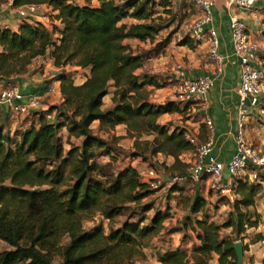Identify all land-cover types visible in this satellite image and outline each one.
I'll return each instance as SVG.
<instances>
[{
  "label": "trees",
  "instance_id": "trees-1",
  "mask_svg": "<svg viewBox=\"0 0 264 264\" xmlns=\"http://www.w3.org/2000/svg\"><path fill=\"white\" fill-rule=\"evenodd\" d=\"M83 1L13 0L14 5H51L60 26L50 30L43 22L26 19L16 30L0 25V80L5 83L48 49L55 65L90 67L89 75L79 84L64 70L56 74L62 101L47 108L55 110V120L47 121L40 113L37 126L13 132L0 122V239L9 245L0 250V264H55L54 255L59 256V264H132L130 258L143 253L142 247L160 232L168 214L156 209L144 222L145 216L131 219L136 212L133 210L120 225L112 224L116 215L130 205L139 206L152 190L140 178V168L130 163L114 167L116 153L123 152L113 144L122 136L114 135L109 141L97 132L123 123L127 136L133 138L128 155L142 160L158 152L172 155L170 168L186 163L180 157L182 152L193 151L185 128H170L157 120L161 113L179 111L181 106L173 99L159 103L149 99V89L144 86H159L158 78L136 71L145 54L124 42L125 38H153L158 25L150 21L120 22L128 15L143 19L148 15V4L168 7V1ZM180 43L195 46L188 35ZM261 58L264 64V49ZM110 84L114 86L112 104L103 107ZM94 120H98L97 130L91 125ZM63 126L68 133L66 148L59 136ZM200 126L204 132V125ZM144 132L153 137L142 138ZM71 136L78 137V142ZM234 182L235 197L229 202L227 218L218 223L206 214L188 216L184 226L191 227L198 242L190 254L180 248L159 252L163 264H208L214 253L218 264H247L237 262L235 240L224 236L221 228L229 226L233 234L240 235L245 224L257 223V218L249 215V206L260 182L240 177ZM175 186L170 187L171 192L179 188ZM202 201L203 197L195 195L191 209L198 211ZM151 207L144 203L138 212ZM93 211L109 221L107 231L102 226H83V216ZM259 239L264 235L256 232L253 240Z\"/></svg>",
  "mask_w": 264,
  "mask_h": 264
},
{
  "label": "built area",
  "instance_id": "built-area-1",
  "mask_svg": "<svg viewBox=\"0 0 264 264\" xmlns=\"http://www.w3.org/2000/svg\"><path fill=\"white\" fill-rule=\"evenodd\" d=\"M158 1V0H157ZM162 1V0H159ZM167 6L182 1H190L196 5L198 14L188 25V36L194 43H204L208 56L216 64L215 68L221 70L223 55L219 52V36L217 30L208 24L212 20V5L214 0H166ZM257 0H228L229 5H236L246 10L258 23L259 18L254 4ZM46 8L54 11L47 3L27 2L14 5L13 0H0V15L6 9L14 10L21 20H34L43 22L50 30L57 26L48 20H39V9ZM55 19L60 23L59 19ZM48 21V22H47ZM229 30L233 44V54L238 59L239 85L237 88L239 100L237 105V131L235 133L236 150L227 162L218 159L213 153L215 141L214 124L208 114L202 115L204 136L201 138L194 131L185 129L186 137L193 144V151L186 159L185 172L173 171L166 179L161 176L159 166L146 165L139 171L140 178L147 182L153 195H161L175 182L193 181L202 179L218 194L232 190L235 178L248 179L261 182L264 180V145H256L248 141L245 127L251 116V111L256 108L259 114L264 113L261 98L264 97V64L261 58L263 49L260 42L253 37L246 22L235 12L229 10ZM56 36L58 35L57 30ZM170 79L173 88V100L181 110L195 106L197 102L205 101V94L213 85V77L208 73L196 76H186L182 67L176 65ZM55 91L53 83L48 84L47 92ZM41 99L35 94H24L18 83L9 82L0 89V103L16 116H25L20 129L39 124V114L44 115L47 121L55 120V110H37ZM35 111V118L31 111ZM28 115V116H27ZM27 116V117H26ZM226 168L230 174L228 182L222 180L223 170ZM142 176V177H141Z\"/></svg>",
  "mask_w": 264,
  "mask_h": 264
},
{
  "label": "crops",
  "instance_id": "crops-1",
  "mask_svg": "<svg viewBox=\"0 0 264 264\" xmlns=\"http://www.w3.org/2000/svg\"><path fill=\"white\" fill-rule=\"evenodd\" d=\"M79 1L81 3L84 2L83 0ZM91 2L93 4H96L97 0H91ZM221 7L223 13L219 12V8ZM254 8L259 18L261 19L260 23H258L250 13L243 11L238 6L229 5L228 0H214V3L212 5L213 17L208 25L213 26L218 32L219 52L223 55V65L221 70H217L215 68V62L211 60L207 54L205 56L204 52H199L198 47L206 48L204 43L198 44L197 47L194 46L188 48L189 53L187 54L188 58L186 60H181L180 58H178L175 53L176 51L173 48H169V46L164 45L163 48L165 50H163L162 52L160 51L159 57H156L157 61L152 62L149 67V71L151 73L153 72L155 74H161L163 73V71L172 73L175 66L180 65L186 76H196L199 74L208 73L213 77V85L208 89L207 93L205 94V101H203L202 103L197 102L198 104L193 106V109L198 106L197 110L200 111L202 115L208 114L211 117L214 124L215 135L213 153L218 159L224 162H227L236 150L235 133L237 131L236 118L237 105L239 100V95L237 91L239 85L238 59L233 54V44L228 25L229 10L237 13L246 22L250 31L253 34V37H255L260 42L261 48L264 49V13L259 11L261 9L262 11H264V0H257L254 4ZM49 12L51 14L50 16L46 14H40L39 16H37V19L48 20L50 22L52 21L57 26H60V23L55 19V14L57 11L54 10ZM223 14L227 20V23H223ZM221 16L222 20L220 21ZM20 22V17L12 9H6L0 15V25L8 26L13 30H16L18 28ZM52 34L54 37H56V32ZM182 46L185 47L186 44H183ZM48 52L49 49L44 55L34 57L32 61L28 64L27 69L24 72L15 76L11 81L18 83L21 92H23L24 94H35L40 97L41 102L37 110H46L50 105L58 104L62 101V96L60 92V81L55 77L59 71L64 70L68 73V67L77 70L78 72L76 73V75L68 73V75L73 79L74 83L77 84L83 82L90 72L89 66L55 65L53 63L52 57ZM137 69H142V67H139ZM50 83H53L55 86V91L52 94L47 92V86ZM6 84L7 83L0 80V89ZM154 86L156 85L147 84L148 88H152ZM113 89L114 86L110 84L108 92L103 96V107H109L112 104L111 95ZM152 91L153 95H157L156 99L150 97V100L153 102H155L157 99V101L163 102L164 100L173 98V88L170 83L156 86L155 90ZM260 102L262 105H264V97L261 98ZM35 111L36 110L31 111L32 118H35ZM175 113V111L170 113H161L158 116L157 120L159 121V117L161 115H174ZM24 119L25 116H16L10 113V111H8L5 106L0 103V122H4L5 128H8L11 132H13L15 129H18L22 126ZM200 121L197 120V123ZM259 121H261V123ZM159 122L163 123L161 121ZM97 124L98 120H94L91 125L97 130ZM201 124H195V126L193 127V131L196 132L198 136L202 138L204 136V132H202L203 130L201 131ZM120 125L124 124L119 123L116 124L115 127H118ZM60 130L63 133L64 138H66L68 134L66 127L63 126ZM115 133L116 135L122 136L119 139V143L122 144V142H125L127 144L126 147H130V145L133 143V138L125 135V129ZM245 134L247 140L252 142L253 144L264 145V113L259 114L256 108L251 111V116L245 127ZM71 139H75L76 141L79 140L78 137L74 136H71ZM191 153L192 150L184 151L180 154V157L186 162V159ZM161 155L165 157L163 162L167 165L168 169H172L171 171H180L183 173L185 172L184 166L180 169L169 167V165L174 160V157L172 155H166L162 154L161 152H158L152 157L153 159H159V161L162 162L161 160L163 158H161ZM105 157L106 156H103L102 159L106 160L107 157ZM128 163L138 168H141L144 167L147 162L145 160H140L138 157H135L128 161ZM229 176L230 174L228 170L224 168L222 180L224 182H228ZM193 185L196 190H200V188H205L206 191H209L211 194L209 195V197L211 199L213 195L217 193L215 190L211 189L208 186L207 181L205 179H202L198 182H193ZM172 192H179V188ZM229 192L231 194V198H229L226 192L224 195H221L222 198H225V200H228V202L232 201L233 197H235L233 190H230ZM225 203L226 202H224L223 205H229V203ZM260 207H264V180L260 182V188L254 197V203L249 206V208L256 209L257 211H260ZM259 224L260 223H258L257 225V232H261L264 235V230L263 228L259 227ZM249 245V249H244V262H246L247 264H255L257 262V259L247 261L245 260V257L247 258L246 254L249 253V255H251L253 252L256 254L259 252L264 254V239L255 240L253 241V243H249ZM258 246H260V248H257ZM210 260L213 262V264H218L217 254L214 253Z\"/></svg>",
  "mask_w": 264,
  "mask_h": 264
},
{
  "label": "rangeland",
  "instance_id": "rangeland-1",
  "mask_svg": "<svg viewBox=\"0 0 264 264\" xmlns=\"http://www.w3.org/2000/svg\"><path fill=\"white\" fill-rule=\"evenodd\" d=\"M219 9H220L219 12L223 13L222 7ZM259 11L264 13L262 9ZM147 12L148 15L143 19H137L135 17L128 15L120 20L121 24L122 23L128 24L129 22H134V21L135 22L150 21L158 25L157 26L158 29L155 32L153 38H146V39L130 38V39H125L124 41L134 51L142 52L145 54L143 59V64L141 66L142 69H137L136 71L137 72L146 71L151 73L149 71L150 69L149 67L152 62L157 61L156 57H159L160 51L162 52L163 50H165L163 48L164 45L169 46V48H173L176 51L175 53L178 58H180L181 60H186L188 58L187 54L189 53L188 48L191 47H189V45L187 44L185 47H183L182 46L183 44H181L180 42L185 35H188V25L198 14V9L196 8V5L190 1H182L176 4L169 5L168 7H163L162 5H155L154 3H150L147 5ZM39 13L46 14L48 16L51 15L49 10L44 7L39 9ZM221 20H222V16L220 18V21ZM223 23H227L224 14H223ZM195 46L196 47L198 46L197 43H195ZM198 48H199V52H204L205 56L206 54L208 55L206 48L204 47H198ZM68 69H69L68 73H72L73 75H76V73L78 72L77 70L72 69L71 67H68ZM151 74H155V73L152 72ZM155 75L158 78L157 84L162 85L166 83L175 82L174 79L172 80L170 79V75L166 71H163V73L161 74H155ZM144 87L149 89L148 90L149 99L150 97L155 99L157 98V95H153V91H152L155 90L156 86L152 88H148L147 85H145ZM157 100L155 101V103H159V101ZM197 107L198 106H196L193 109V106H189L188 109H185L183 111H175L176 113L174 115H168V114L161 115L159 117V121L163 122L164 124H168L170 128L174 126H179L181 128H185L187 131H193V127L195 126V124L202 123L200 121L202 118V114L200 111L197 110ZM197 120H199L200 122L197 123ZM259 122L261 123V121ZM123 129H125L126 131L125 124L120 125L118 127L114 126L112 128L101 129L97 133L104 136V138H106L107 140L112 141L113 140L112 136L116 135L115 132H120ZM125 135L127 136V134ZM59 136L66 148L68 144L65 143V138L61 130H59ZM141 137L152 138L153 134L152 133L148 134L144 132L142 133ZM113 145L117 146L118 150L123 152V153L120 152L116 153L117 155L116 157H114L113 160L114 167L128 164V161L132 159V157L128 155L130 150L132 149L131 148L132 144L130 145V147H126L127 144L125 142H122V144L119 143V139H118V141L114 142ZM102 158L103 156H101V159ZM138 158L142 160L140 157ZM161 158H163L161 160L162 162H160L159 159H153L152 156H150L145 161L147 162L146 165L159 166L161 176L166 179L167 177H169L170 175L169 173L173 171H171L172 169H168L167 165L163 162L165 157L161 155ZM176 165L177 168L181 166L185 167L186 163L183 164V162H178ZM142 168L143 167H141L139 171ZM174 184H177V186H179V192H175V193L171 192L170 187ZM172 185L166 191H163L161 195L152 194L148 197L143 198L139 206L130 205L128 209H125L123 213L116 215L111 221L114 226H118L128 215L132 214L133 210L136 212L133 213L131 219L136 220L140 216H145L144 222L149 221V217L156 209H160L164 211L166 214H168L167 217L163 220V227L161 228L160 232L153 236L152 240L147 246L142 247L141 250L143 253L142 254L135 253L130 258L131 260L130 262H132V264H163L162 261H160L158 254L159 252H163L171 248L172 249L180 248L185 250L188 254H190L193 245L197 243L198 240L196 239L195 232L191 229V227L189 225L184 226V222H187L188 216L191 218H195V217H201L203 214H206L209 220H214L218 223L224 221L227 218L231 205L228 202V200L222 198V196L219 195L218 193L214 194L211 199L209 197V195H211L210 192L206 191L205 188H200V190H196V188L193 185V181H184L181 183L175 182ZM177 186H175V188H177ZM195 195H200L201 197H203V201L198 211H193L191 209L192 208L191 204ZM224 202L229 203V205H223ZM144 203H150L152 204V207L147 211L138 212L140 211V208L142 205H144ZM132 206L134 207L132 208ZM250 210H251L249 213L250 217L257 218V223L253 225V227L252 225L250 226L248 224H245V230L240 235L233 234L229 226L221 228V232L224 236L232 237L234 238V240L237 239L241 240L244 244H246V249L250 248L249 243L251 244L253 243V241H255L253 240V237L255 236L258 230L257 229L258 223H260L259 227L263 228L264 230V207H260V211H257L256 209L253 208H250ZM82 224L86 228H91L93 226H102L104 231H107L109 226V221L106 218H103L97 211H93L83 216ZM64 240L66 239L64 238ZM7 247H9V245L5 241L0 239V250ZM257 248H260V246H258ZM254 254L256 253L253 252L251 255L247 253L246 254L247 258L245 257V260L252 261L253 259H257V262L255 264H264L263 261L264 254L261 252L257 253L256 255ZM243 261H244V257H243ZM53 262L55 264H59L60 263L59 256L54 255ZM208 264H213V262L209 260Z\"/></svg>",
  "mask_w": 264,
  "mask_h": 264
},
{
  "label": "water",
  "instance_id": "water-1",
  "mask_svg": "<svg viewBox=\"0 0 264 264\" xmlns=\"http://www.w3.org/2000/svg\"><path fill=\"white\" fill-rule=\"evenodd\" d=\"M226 194L231 198V194L229 191L226 192ZM237 262L242 263L243 262V257H244V248H243V242L239 239L235 240L233 243Z\"/></svg>",
  "mask_w": 264,
  "mask_h": 264
}]
</instances>
